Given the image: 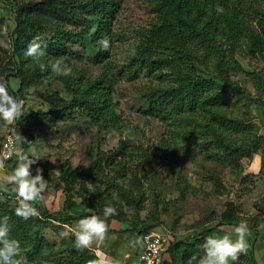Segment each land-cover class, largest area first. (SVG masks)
<instances>
[{
	"label": "rangeland",
	"instance_id": "obj_1",
	"mask_svg": "<svg viewBox=\"0 0 264 264\" xmlns=\"http://www.w3.org/2000/svg\"><path fill=\"white\" fill-rule=\"evenodd\" d=\"M29 1L37 0H0V46L5 50L12 51L16 39L17 10ZM75 1L81 4L83 16L88 15L90 20L95 16L90 5L95 0ZM115 2L117 7L108 11L112 21L108 59L97 63L99 49L93 48L89 41L80 40L68 43V56L61 60L71 65L72 76L79 70L86 78L101 83L98 84L106 90L117 123L112 125L110 116L97 122L81 108L70 111L66 118L43 120L33 132L24 135L20 144H24L21 154L35 160L30 172L33 177L42 176L45 190L35 199L24 201L18 186L8 179L20 163L21 154L12 161H4L0 152L1 207L20 208L23 204L33 210L42 204L53 213L62 212L68 196L61 180L66 167L71 165L78 172L79 183H87L83 172L103 152L100 156L114 157L117 169L127 174L124 191L143 200L142 210L127 222L108 217L107 230L124 228L141 239L146 233L168 229L173 246L177 241L204 235L207 230L213 232L220 226L228 205L233 203L236 217L247 223L251 235L247 252L240 254L233 264H264V50L255 49L251 38L257 34L264 40L261 27L264 0H232L230 9L219 20L215 10H208L204 21L199 23V28L212 36L216 47L208 49L200 37L194 40V51L201 61L193 63L192 69L196 77L213 80V90L222 91L225 104L222 107L199 104L194 109L168 113L152 112L150 96L144 95L176 86V71L134 67V55L142 35L159 19L154 10L155 1ZM227 16L232 25L240 28L239 39L234 44L226 34ZM94 22L91 32L96 30ZM214 27L218 29L216 33L209 29ZM219 54L223 57L221 65H218ZM188 73L182 68V75ZM54 76L19 99L26 115L49 111L45 94L58 92L63 99L72 101L73 92ZM10 83L14 90L19 88L18 79L12 78ZM7 130L0 131V138ZM158 147L163 148L167 161L153 158L152 153ZM105 174L113 173L108 170ZM72 197L78 204L83 201L80 184L73 187ZM115 199L111 205L116 209L127 206L125 199ZM126 208L124 212H128ZM92 215L102 214L89 210L88 216ZM0 218H4L2 213ZM78 222L57 218L48 223L43 236L60 252L75 244L72 230ZM6 223L10 235L12 226L7 220ZM65 230L69 236L61 237L60 232ZM26 249L25 243L20 245L15 259L27 263Z\"/></svg>",
	"mask_w": 264,
	"mask_h": 264
},
{
	"label": "trees",
	"instance_id": "obj_2",
	"mask_svg": "<svg viewBox=\"0 0 264 264\" xmlns=\"http://www.w3.org/2000/svg\"><path fill=\"white\" fill-rule=\"evenodd\" d=\"M154 1L156 6L154 10L159 19L152 23L142 35V42L134 55V67L170 68L176 71L177 78L176 86L158 89L151 92L153 94L144 95L145 98L150 96L151 111L175 112L176 110L194 109L199 104L210 107L221 104L222 107L225 104L222 91L215 92L212 86L213 80L196 77L192 69L193 63L201 61L199 54L194 51L193 41L200 37L203 45L215 50L216 45L212 41V36L206 30L199 28V23L204 21L208 10H215L216 14L217 5L224 8L223 13L225 14L230 9L232 0ZM80 5L75 0H37L29 1L18 8L16 39L13 42L12 51L0 46V81L4 82L8 91L19 100L26 91L44 86L55 75V80L60 82L65 89L73 92L74 97L72 101H68L63 99L58 92L45 94L44 100L50 108L48 112L30 113L24 121L17 118L10 124L0 122V129L20 127L24 132V137L33 132L43 120L50 118L54 121L66 118L70 111L79 108L97 122L106 120L110 116L109 121L112 125L117 123V117L110 107L106 90L98 84L100 82L86 78L79 70L78 72L76 70L75 76H72V73L68 76H60L47 67L42 71L39 66L41 63L48 65L50 61L54 62L68 56V43L80 40L89 41L93 48L99 49L96 57L97 63H104V60L108 59L110 47L107 51L103 50L99 41L107 37L111 45L112 21L108 16V11H113L117 7L115 0L92 1L90 5L94 11L92 14L95 16L91 20L88 15L83 16ZM84 9H88L87 5H84ZM222 16L219 14L217 20ZM213 21L217 24L216 20ZM226 21L229 24V31L226 34L234 44L239 39L240 28L232 25V20L230 21L228 16ZM93 22L96 30L91 32ZM261 27L264 30V20L261 21ZM209 29L215 33L218 31L216 27ZM33 37H39L42 44L47 45L44 56L38 61L24 55L26 43ZM251 38L252 46L262 52L264 50L262 37L252 34ZM218 62V65L223 63L221 54H219ZM68 66L71 65L68 64ZM182 68L189 72L188 76L182 75ZM12 78L19 80L17 90L11 86ZM1 142L2 138H0V152ZM102 153L100 152L95 161L83 172L87 183L89 181L93 183L94 192L89 191L86 187L87 183H79L78 172L71 165L66 167L61 180L66 186L65 192L68 196L62 212L53 213L44 205L39 204L35 208L36 215L29 214L27 218H24L16 214V209L19 207L3 209L0 205V213L12 226L9 237L18 240L20 245L26 244L25 254L28 264H100V259L90 248L78 249L75 244H72L60 252L57 251L55 245L43 236L48 223L60 217L77 221L88 216L89 210L102 214L105 205H111L117 197L125 199L127 206L123 208L127 207L128 212H124L123 208L116 209V213L111 216L113 219L127 222L134 213L138 215L142 210V197L136 199L124 191L127 174L117 169V160L114 157L100 156ZM162 153L163 148H155L152 153L153 158L159 157L163 160L162 162L167 161L168 158H164ZM108 170L112 171L111 176L105 174ZM76 184H80L84 192V199L80 204L72 197V189ZM31 210V208H22V211L29 213ZM236 212L234 204H229L221 216L219 225L239 224L242 219L236 217ZM204 235L195 237L197 239L195 243H190L189 240L177 241L173 246H169L166 256L170 255L174 264L177 263L179 257L184 264H187L188 258L194 253L203 254L202 248L198 246L203 244ZM19 261L21 264H27L23 263L20 258ZM172 262L166 261L165 264H172ZM103 264L106 263L103 262Z\"/></svg>",
	"mask_w": 264,
	"mask_h": 264
},
{
	"label": "clouds",
	"instance_id": "obj_3",
	"mask_svg": "<svg viewBox=\"0 0 264 264\" xmlns=\"http://www.w3.org/2000/svg\"><path fill=\"white\" fill-rule=\"evenodd\" d=\"M216 12L217 14H222L224 8L217 5ZM99 44L105 51L110 47V42L107 37L102 38ZM46 47L47 45L42 44L39 37H33L27 41L24 48V55L38 61L40 57L44 56ZM39 66L42 71L47 67L60 76H68L72 72L71 67L61 59H57L54 62L50 61L48 65L41 63ZM22 107L23 101L15 98L8 91L5 83L0 81V118H2L0 122L5 124L13 123L22 115ZM23 139L20 134L15 135L17 143L22 142ZM19 159L20 163L8 179L18 186L19 196L24 201L33 200L45 190L46 181L43 180L41 175H36L35 177L31 175L30 166L35 162L34 159H30L25 154H21ZM37 184H39V187H37ZM86 187L91 192L95 191L91 181L86 184ZM23 207L24 205L22 204L21 208L16 209L18 216L27 218L29 214H37L35 209L31 210V213L22 211ZM115 213L116 208L110 204H106L102 215L82 217L75 229L72 230L76 247L78 249H85L90 247L94 240H102L107 231L106 220ZM0 219L3 220V222H0V245H2L0 247V264H21L19 260L15 259L20 253V242L9 237L6 218ZM248 232V225L242 220L234 226L235 240L229 235L219 236L213 234L206 237L203 244L198 246L202 248L203 254L194 253L188 258L187 264H232V262L238 261L240 254L247 252L248 245L246 243V236ZM60 236L68 237L69 231H61ZM100 264H103V262L101 261Z\"/></svg>",
	"mask_w": 264,
	"mask_h": 264
},
{
	"label": "crops",
	"instance_id": "obj_4",
	"mask_svg": "<svg viewBox=\"0 0 264 264\" xmlns=\"http://www.w3.org/2000/svg\"><path fill=\"white\" fill-rule=\"evenodd\" d=\"M3 129L4 128H1L0 131ZM121 232H123V234ZM213 234L219 236L229 235L233 240L236 239L234 234V225L218 226L213 232L210 230L209 232H206L204 238ZM247 236L249 237L247 238ZM247 236L246 243L248 240H251V235L248 234ZM196 238H190L189 242L195 243L197 240ZM140 245V237L128 232L127 229L122 228L120 230L108 229L104 235V238L102 240H94L89 248L96 252V254L98 253L99 256L103 257L110 264H138ZM166 257H168V259L165 258V262H172L170 255ZM177 262L179 264H184L180 257L178 258ZM233 263L234 262H232V264ZM172 264L174 263L172 262Z\"/></svg>",
	"mask_w": 264,
	"mask_h": 264
},
{
	"label": "built area",
	"instance_id": "obj_5",
	"mask_svg": "<svg viewBox=\"0 0 264 264\" xmlns=\"http://www.w3.org/2000/svg\"><path fill=\"white\" fill-rule=\"evenodd\" d=\"M28 115V114H27ZM26 112L22 110L20 120L24 121ZM23 130L12 127L2 136L1 155L4 161H12L24 150V144L21 145L15 140V135L21 134ZM32 144V141H29ZM171 231L162 229L156 233H146L141 237V245L138 254V264H165V257L170 246Z\"/></svg>",
	"mask_w": 264,
	"mask_h": 264
}]
</instances>
